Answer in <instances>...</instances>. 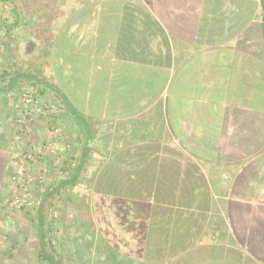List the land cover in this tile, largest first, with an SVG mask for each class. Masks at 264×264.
Returning <instances> with one entry per match:
<instances>
[{
  "label": "crops",
  "instance_id": "crops-1",
  "mask_svg": "<svg viewBox=\"0 0 264 264\" xmlns=\"http://www.w3.org/2000/svg\"><path fill=\"white\" fill-rule=\"evenodd\" d=\"M31 2L0 23L22 52L0 51V264H62L69 243L106 264H264V0ZM30 83L48 110L5 126ZM11 124L27 150L55 124L52 163L88 166L75 242L50 237V192L29 237L14 230Z\"/></svg>",
  "mask_w": 264,
  "mask_h": 264
},
{
  "label": "rangeland",
  "instance_id": "rangeland-1",
  "mask_svg": "<svg viewBox=\"0 0 264 264\" xmlns=\"http://www.w3.org/2000/svg\"><path fill=\"white\" fill-rule=\"evenodd\" d=\"M31 1L32 0H0V23L2 22V20L10 22V20L13 17L15 7L16 9L22 12L23 18H25L24 14L27 12L28 13L31 12L29 8V6L32 3ZM38 1L42 3V5H44V3L53 4L51 8L55 6H64V1H65V5L67 3V6H72V2H73V0H38ZM13 36H14L13 34H10L5 30L2 31L0 30V51L1 49L4 50V53L3 52L2 53H3V57H5L6 63L9 62V60L13 55L11 49L9 50L10 47L15 48L17 56L22 55L21 54L22 52H19V50L21 51V48H19L18 46V44H20L21 41L15 39L16 37ZM18 36L19 39L23 38L21 35ZM5 60L3 61L4 63H0V74H2L3 71L6 69V67H8V65H6L5 63ZM30 85H33V83L28 84V86ZM37 89L41 91L40 87H37ZM81 98H83V94L78 95L77 100H80ZM76 103L81 104L82 102H76ZM14 112L15 114L12 113V115L9 114L8 116H6L5 126L8 125L9 120L15 122L17 119H22L23 114L16 115V113L19 112L18 111H14ZM8 128L10 130L6 135L7 141L9 143L12 141L13 142L12 144L14 145V151L12 154V156L14 157L12 158H14L15 160L14 162L11 161V163L13 164L11 167H13L14 164H17L18 171L17 169L14 170L15 167L14 168L10 167L11 187H9L10 191H8L6 196H4L2 203L5 208L8 207L11 210L17 211L18 218L16 224H18V227L15 228L14 230L16 232L18 231V236H21V238L29 237V230L24 228V226L36 223L38 218L41 217V215L38 213V208L41 206L42 201L46 196V194L50 192L53 197L46 202L45 214H44L45 226L47 228L49 227V230H51L49 232V235L50 237L53 238L58 236H62V237L71 236L73 238L71 242H75V240H77L76 237L78 236H76L74 233L73 221L74 219H76L77 221V216L81 215L79 214L80 212L78 213V210H79V206H82V204H79L80 203L79 200H82L81 196L80 198H78L79 197L78 194L75 193H78L80 190H83L85 188L84 186H86L87 178L83 179L80 182H77V184L75 183L68 185L64 188L63 187L59 188L61 182L66 177L63 168L68 167L67 162H64L62 164L52 163L53 162L52 157L59 155V151H57L55 154L48 155V157L44 159L47 160L46 166H44V163L41 162L40 160L38 162H33V163L31 161H27L23 158V155L25 154L26 151L29 150H27L26 146H24L21 143L23 139V134L25 132H21L22 130L21 127L18 128L17 126L13 128L12 124L11 126H8L7 129ZM44 138L39 140V142L35 143L33 146H39ZM68 153L73 154L74 149L72 147H69ZM85 176H87V174ZM79 185H81L80 186L81 188L79 187ZM24 186H27V188H24ZM23 188L27 190L26 195L25 194L23 195L21 193V189ZM17 199L19 201H17L15 204L13 203V205H7L6 203L7 200L9 202H12V200H17ZM82 216L86 217L85 214H83ZM85 219H87V217ZM23 246L24 245L19 246L20 250H22ZM55 246L56 248L58 247L57 244ZM102 246L103 245L92 246L93 248L91 249V252H93L94 250V252L96 253V257L97 254L98 257L96 258V260L90 261L88 260V258H86L89 257L86 254L89 255L90 245L76 244L72 246L69 243L63 247V250H61L60 248L61 256H63V253L66 256V260L62 261V264H106L107 261L104 259L105 256L103 254H99V252L100 253L104 252V249L102 250ZM28 253L31 254V251L30 252L28 251ZM32 255L36 257L35 252H33ZM44 264L46 263L44 262Z\"/></svg>",
  "mask_w": 264,
  "mask_h": 264
},
{
  "label": "built area",
  "instance_id": "built-area-1",
  "mask_svg": "<svg viewBox=\"0 0 264 264\" xmlns=\"http://www.w3.org/2000/svg\"><path fill=\"white\" fill-rule=\"evenodd\" d=\"M19 94L22 98V105L24 106L23 118L19 119L20 122L23 121H33L36 115H41L43 112L47 111L46 103L41 96V91L35 87V85L24 86L20 88ZM34 107V109H30ZM53 112V110H52ZM60 129L56 125H51L48 130L47 136L42 140L39 146H32L29 151H26L23 158L27 161L38 162L42 161L48 157V155L55 154L58 151V138L60 137ZM19 139V136H18ZM26 162V161H25ZM27 188V186H24ZM21 189V193L26 195V189ZM16 199V197H15ZM17 200H12V202L6 201L7 205L15 204ZM10 203V204H9Z\"/></svg>",
  "mask_w": 264,
  "mask_h": 264
},
{
  "label": "trees",
  "instance_id": "trees-1",
  "mask_svg": "<svg viewBox=\"0 0 264 264\" xmlns=\"http://www.w3.org/2000/svg\"><path fill=\"white\" fill-rule=\"evenodd\" d=\"M14 12H15V14L17 15V17H18V20L20 19V17H21V11L20 10H18V9H16V7H15V10H14ZM19 22V21H18ZM18 22H16V23H18ZM15 74H17L18 76H19V74H18V72H16ZM8 75V74H7ZM4 76V75H3ZM4 77H6V76H4ZM14 78H12V82L10 83V86H9V89H12L13 87H14V80H13ZM13 83V84H12ZM71 159V160H70ZM69 160H70V162H68V167L67 168H63V171L65 172V174H66V177H65V179L61 182V184H60V186H59V188H64V187H66V186H68V185H71V184H75V182L77 181V174L78 173H80L81 171H82V169L84 170V169H87V167L88 166H85V168H84V165L83 164H81V165H76V164H74V157H72V158H70ZM73 162V163H72ZM70 165V166H69ZM65 169V170H64ZM61 190V189H60ZM60 190H58V191H60ZM49 197V196H48ZM46 199V198H45ZM44 237V235L42 234V238ZM116 248V247H115ZM114 248V249H115ZM42 251H43V255L44 254H46V250H45V243L43 242V244H42ZM119 250V249H118ZM114 252L116 253V252H118L117 251V249H115L114 250ZM49 259H50V261H51V264L53 263V264H55L56 262L54 261V259H53V257L51 256V258L50 257H48Z\"/></svg>",
  "mask_w": 264,
  "mask_h": 264
}]
</instances>
